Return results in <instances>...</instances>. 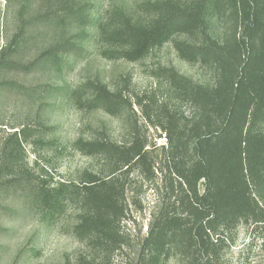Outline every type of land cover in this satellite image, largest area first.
I'll return each instance as SVG.
<instances>
[{"label": "trees", "instance_id": "obj_1", "mask_svg": "<svg viewBox=\"0 0 264 264\" xmlns=\"http://www.w3.org/2000/svg\"><path fill=\"white\" fill-rule=\"evenodd\" d=\"M75 4L66 0L63 10L72 21L83 20L84 8ZM141 7L153 15L148 22L118 8L99 25L109 45L106 58L137 61L186 34L192 40H174L179 56L214 69L215 79L195 82L162 68L180 111L167 102L136 100L144 119L164 131L159 153L137 123L123 142L79 140L87 155H103L101 170L85 171L80 183L41 180L39 202L51 217L72 199L80 203L74 234L88 251L75 264H163L173 255L182 264H220L240 224L249 225L264 248V0H147ZM213 18L223 24L218 36L210 32ZM74 47L66 40L44 58ZM6 65L21 67L11 60ZM84 87L92 92L89 109L117 115L132 106L123 91L105 83ZM136 170L161 181L148 232L134 243L122 222L130 209L127 179Z\"/></svg>", "mask_w": 264, "mask_h": 264}, {"label": "rangeland", "instance_id": "obj_2", "mask_svg": "<svg viewBox=\"0 0 264 264\" xmlns=\"http://www.w3.org/2000/svg\"><path fill=\"white\" fill-rule=\"evenodd\" d=\"M65 1L0 0V264H75L88 251L74 234L80 203L72 199L51 217L38 200L40 181L80 183L85 171H100L103 155H87L77 142H123L135 123L158 154L157 147L167 142L164 131L144 119L136 100L167 102L180 111L162 68L172 67L195 82L215 79L214 69L179 56L174 40H192L186 34L137 61L104 56L109 45L99 25L108 23L118 8L135 22H148L153 15L141 7L147 0H75L84 14L74 21L63 10ZM222 30L223 24L213 18L210 32L218 36ZM66 40L75 49L58 51L46 61L45 52ZM6 60L21 67L11 68ZM88 82L123 91L132 106L117 115L89 109ZM189 106L183 109L189 112ZM160 181L138 170L127 179L130 209L122 227L134 243L148 232ZM254 238L251 227L240 224L220 264H264L262 240ZM163 264H182V258L173 255Z\"/></svg>", "mask_w": 264, "mask_h": 264}]
</instances>
